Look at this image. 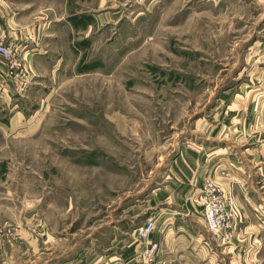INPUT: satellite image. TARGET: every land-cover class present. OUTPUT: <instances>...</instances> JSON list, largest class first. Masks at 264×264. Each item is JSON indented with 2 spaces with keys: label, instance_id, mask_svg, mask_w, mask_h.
Instances as JSON below:
<instances>
[{
  "label": "rangeland",
  "instance_id": "1",
  "mask_svg": "<svg viewBox=\"0 0 264 264\" xmlns=\"http://www.w3.org/2000/svg\"><path fill=\"white\" fill-rule=\"evenodd\" d=\"M5 15L30 38L26 89L0 86V246L26 237L22 264H144L148 220L162 242L179 221L225 243L264 222V0H0ZM206 196L224 230L196 221Z\"/></svg>",
  "mask_w": 264,
  "mask_h": 264
},
{
  "label": "crops",
  "instance_id": "2",
  "mask_svg": "<svg viewBox=\"0 0 264 264\" xmlns=\"http://www.w3.org/2000/svg\"><path fill=\"white\" fill-rule=\"evenodd\" d=\"M12 4H14L12 1L7 2L6 12L9 11L8 8H14ZM22 34L23 31H19L16 28V24L14 25V20L11 17L9 18V16L7 17L5 15L2 19L0 18V40L2 39L1 42H4L5 45L13 47V49L18 52L23 43L30 41L29 37L21 39ZM35 36L36 35H34V37L32 36V40L36 42V46H39L40 44L37 42ZM0 61V73L5 75L4 79H2V77L0 78V86L7 91V85L9 82L12 83V80L8 75L5 61L1 57ZM221 171L222 169L219 172ZM214 174L217 176L216 182L222 188L230 189L232 181H230L229 178L219 173ZM231 180L234 181L235 179ZM244 211L247 215V210L245 209ZM196 221L205 227L204 221ZM173 227V225L169 226V232L164 242L161 241L157 234H152L150 237V240L160 243L162 250H165V264H264V248L261 245V241L264 242V236L261 238L255 236L257 233H262L261 235H264V222L254 223L245 219L238 238L236 240L233 239L230 243H225L218 239L216 240L208 234L200 235L198 231L194 230L191 221H179L175 226V230H170ZM135 232H137V230ZM20 239L18 245L15 243L13 247L10 246L9 243L0 246V256L2 257L0 264H22V261L26 262L27 238L21 236ZM212 241L217 243L216 246L219 249L214 251ZM134 250V247L130 246L127 253H131ZM15 255H19V258L16 259ZM80 256L78 259H82ZM165 257L163 254V259H165ZM130 258L131 257H126L124 261H127L128 264H132L133 262H130ZM96 264L116 263H113L105 256L104 259L98 260Z\"/></svg>",
  "mask_w": 264,
  "mask_h": 264
},
{
  "label": "built area",
  "instance_id": "3",
  "mask_svg": "<svg viewBox=\"0 0 264 264\" xmlns=\"http://www.w3.org/2000/svg\"><path fill=\"white\" fill-rule=\"evenodd\" d=\"M0 57L5 61L8 75L15 81L21 90H25L28 84L27 69L25 58L18 54L11 46H7L0 41ZM25 82V84H23ZM203 202V216L205 226L208 231L218 232L224 230L229 220V214L223 198H201ZM157 223L154 220H148L138 230V238L146 241V245L140 248L138 254L144 264H162L159 244L151 243L150 237L156 231Z\"/></svg>",
  "mask_w": 264,
  "mask_h": 264
},
{
  "label": "bare ground",
  "instance_id": "4",
  "mask_svg": "<svg viewBox=\"0 0 264 264\" xmlns=\"http://www.w3.org/2000/svg\"><path fill=\"white\" fill-rule=\"evenodd\" d=\"M139 230V229H138ZM138 230H137V232H138Z\"/></svg>",
  "mask_w": 264,
  "mask_h": 264
}]
</instances>
